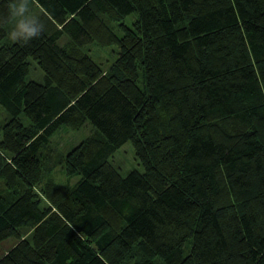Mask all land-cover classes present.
<instances>
[{"label":"trees","instance_id":"obj_1","mask_svg":"<svg viewBox=\"0 0 264 264\" xmlns=\"http://www.w3.org/2000/svg\"><path fill=\"white\" fill-rule=\"evenodd\" d=\"M34 1L24 43L0 0V264H264V0ZM92 41L118 44L107 69ZM87 121L60 183L43 150Z\"/></svg>","mask_w":264,"mask_h":264},{"label":"rangeland","instance_id":"obj_2","mask_svg":"<svg viewBox=\"0 0 264 264\" xmlns=\"http://www.w3.org/2000/svg\"><path fill=\"white\" fill-rule=\"evenodd\" d=\"M31 14L40 17L43 13L41 6L34 0H29ZM135 14L127 16L126 20L130 21L134 18ZM116 24V23H115ZM12 24H7V35L2 42L12 41L9 38V32L12 29ZM116 30L121 32L116 24ZM70 39L67 33H64L59 42L66 43ZM84 49L91 54V56L101 64L104 69H107L111 63H113L118 56V44L99 45V43L92 41L84 46ZM30 69L26 75V79H36L39 81L44 80V71L38 64L37 60L33 57L29 58ZM9 117V112L4 106L0 104V123L4 122ZM24 122L28 123L29 119L25 114L21 115ZM100 130L95 127L90 121H87L79 129H74L70 126H61L50 138V142L43 152L48 155V159L53 169L50 172L52 177L60 182L68 185H74L80 178L79 174L67 175L64 171L62 159L64 154L83 138L88 135H100ZM112 163L120 170L122 174H127L129 170L133 168L143 169V165L136 157L135 150L131 140L126 141L121 145L110 158ZM5 187L4 178L0 176V190ZM13 243L15 239L9 238L0 243V253L5 252ZM188 245V243H187Z\"/></svg>","mask_w":264,"mask_h":264},{"label":"clouds","instance_id":"obj_3","mask_svg":"<svg viewBox=\"0 0 264 264\" xmlns=\"http://www.w3.org/2000/svg\"><path fill=\"white\" fill-rule=\"evenodd\" d=\"M8 12V21L13 25L9 38L13 42L28 43L41 35L43 25L38 17L31 14L29 0H11Z\"/></svg>","mask_w":264,"mask_h":264}]
</instances>
